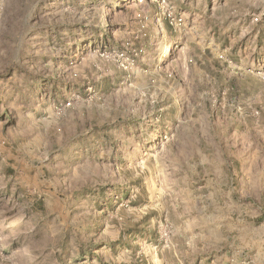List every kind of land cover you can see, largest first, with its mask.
I'll return each instance as SVG.
<instances>
[{"label": "rangeland", "instance_id": "obj_1", "mask_svg": "<svg viewBox=\"0 0 264 264\" xmlns=\"http://www.w3.org/2000/svg\"><path fill=\"white\" fill-rule=\"evenodd\" d=\"M0 264H264V0H0Z\"/></svg>", "mask_w": 264, "mask_h": 264}, {"label": "built area", "instance_id": "obj_2", "mask_svg": "<svg viewBox=\"0 0 264 264\" xmlns=\"http://www.w3.org/2000/svg\"><path fill=\"white\" fill-rule=\"evenodd\" d=\"M168 16H169V19H170V22H171V23L174 22L175 24H177L178 22L181 21L180 18L176 19V17L173 16L172 14H169Z\"/></svg>", "mask_w": 264, "mask_h": 264}]
</instances>
